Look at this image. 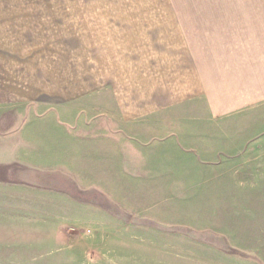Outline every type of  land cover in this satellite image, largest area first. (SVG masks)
Here are the masks:
<instances>
[{"label": "rangeland", "instance_id": "374dc122", "mask_svg": "<svg viewBox=\"0 0 264 264\" xmlns=\"http://www.w3.org/2000/svg\"><path fill=\"white\" fill-rule=\"evenodd\" d=\"M96 1L0 0V264H264V108L166 107L181 37Z\"/></svg>", "mask_w": 264, "mask_h": 264}, {"label": "crops", "instance_id": "0c3cea01", "mask_svg": "<svg viewBox=\"0 0 264 264\" xmlns=\"http://www.w3.org/2000/svg\"><path fill=\"white\" fill-rule=\"evenodd\" d=\"M96 2L97 6L107 4V8H103L107 12H101L99 7L98 13H92L90 19L88 17L87 21L92 23L91 29L86 31L91 37L100 36L101 28V32L109 31L108 27L101 26V22L105 25L109 22L169 23L170 32L181 37L191 82L183 91L187 93L185 97L182 94L181 99L169 101L168 98L173 96L168 95L166 107L200 101L209 119L264 108V0ZM69 15L74 23L70 38L83 39L84 25L79 26L77 22L84 14ZM80 45L83 46V42L80 41ZM75 46L78 47L77 41ZM48 141L52 143L50 137ZM23 154L27 155L26 152ZM24 156L21 152L18 156L13 152L7 159H0V165H13L15 160L16 163L27 162L22 159Z\"/></svg>", "mask_w": 264, "mask_h": 264}]
</instances>
